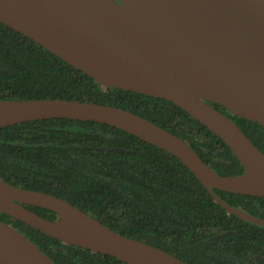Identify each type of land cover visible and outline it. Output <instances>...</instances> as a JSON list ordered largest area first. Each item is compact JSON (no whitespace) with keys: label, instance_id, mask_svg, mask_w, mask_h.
I'll return each mask as SVG.
<instances>
[{"label":"water","instance_id":"obj_1","mask_svg":"<svg viewBox=\"0 0 264 264\" xmlns=\"http://www.w3.org/2000/svg\"><path fill=\"white\" fill-rule=\"evenodd\" d=\"M0 22L103 89L174 104L219 137L244 172L221 176L177 136L132 112L99 104L0 100V129L54 119L109 125L175 156L228 214L264 227V220L215 193L264 198V154L234 121L243 118L264 128V0H0ZM26 206L52 211L58 219ZM0 214L64 245L125 264H187L113 231L63 199L1 179ZM0 264L55 263L0 220Z\"/></svg>","mask_w":264,"mask_h":264},{"label":"trees","instance_id":"obj_2","mask_svg":"<svg viewBox=\"0 0 264 264\" xmlns=\"http://www.w3.org/2000/svg\"><path fill=\"white\" fill-rule=\"evenodd\" d=\"M69 100L132 112L177 136L221 176L244 169L229 147L174 104L95 80L0 22V100ZM212 107L230 117L216 104ZM264 154V128L234 117ZM0 179L63 199L113 231L187 264H264V227L218 205L175 156L109 125L54 119L0 129ZM226 203L264 220V198L215 190ZM55 221L57 214L26 206ZM55 264H125L67 246L0 214Z\"/></svg>","mask_w":264,"mask_h":264}]
</instances>
